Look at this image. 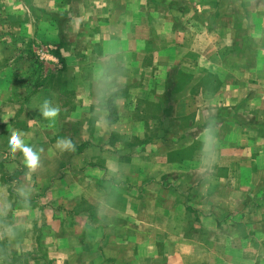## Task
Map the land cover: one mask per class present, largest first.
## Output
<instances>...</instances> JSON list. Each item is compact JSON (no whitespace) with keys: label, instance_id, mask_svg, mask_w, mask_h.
<instances>
[{"label":"crops","instance_id":"0c3cea01","mask_svg":"<svg viewBox=\"0 0 264 264\" xmlns=\"http://www.w3.org/2000/svg\"><path fill=\"white\" fill-rule=\"evenodd\" d=\"M121 1V7L130 8L132 2ZM140 2L132 4L135 8L132 13L139 22L145 15L138 13ZM150 2L154 4L145 10L149 11L146 22L151 31L148 37L139 40L145 54L138 57L126 52L129 60L125 67L134 68L133 76L126 88L119 91L122 103L115 102L110 108L103 106L107 128L96 132L101 120L91 123L90 116L84 140L80 133L82 123L78 121L90 108L76 104L74 111L65 113L61 106L60 109L55 106L60 112L56 118L47 119L39 111L42 102L39 110L32 113L24 109L40 92L18 101L20 106L5 99L7 112L0 110V264H264L256 237L264 234V0L245 1V5L238 0H186V5L177 0ZM166 21L172 27L168 31L162 28ZM170 33L175 41L165 47L162 42H169L166 35ZM239 33L241 39L236 36ZM229 34L231 45L226 43ZM117 39L124 40L121 36ZM144 56H151V61L140 66L139 59ZM243 58L247 59L246 64L239 65L240 60H246ZM109 74L113 77L117 73ZM117 79L121 80L118 74ZM11 84L9 72L0 75L1 90L9 91ZM217 87L232 91L229 98L235 105L231 107L235 108L232 116L238 122L222 134L211 133L208 125H202L203 131L198 136L203 141L198 146V153L204 155L201 165L210 164L211 172L229 169L233 177L229 183L237 190L246 189L247 199L237 203L240 209L228 213V209L220 210V202L206 209L200 196L190 195L186 226L184 218L172 223V219L176 220L174 212L156 204V200L164 197L154 188L163 190L165 183L159 181L160 176L166 178L165 170L176 166L172 159L168 166L163 163L162 168L157 161H141L136 151L139 155L147 153V149L157 153L162 146L172 149V145L164 143L168 129L163 128L168 127L169 121L172 124L175 115L183 119L191 114L189 111L186 114V96L193 94L197 104L204 100L206 109L219 102L218 97L208 95L211 91L216 95ZM243 89L247 94L238 100V91ZM223 96L227 97L224 94L220 97L227 99ZM145 103L149 106H144ZM160 104L166 108L156 118L150 110L161 107ZM242 104L246 107L242 117L247 125L239 122L242 120L238 108ZM112 108L122 109L114 120L109 119ZM199 111L193 112L195 116ZM21 112L28 116L27 122L35 121V126L55 133L48 150L41 146L34 148L23 123L13 122L25 120ZM68 114L69 128L68 122L65 123ZM13 134L21 135L25 144L38 152L37 168L25 165L21 151L10 150L8 144ZM211 136L213 142L208 139ZM66 141H71L73 149L63 147ZM118 142L123 144L117 146ZM169 149L166 153H171ZM260 185L263 187L258 194L262 196L258 198L255 191ZM251 200H256L257 205L250 208ZM101 208L107 212H100ZM35 212L36 216L40 214L31 220ZM150 213L151 221L147 217ZM159 219L166 223L160 225ZM158 233L165 234V242L159 240ZM169 245L176 246L181 254L172 252L164 255L165 259H158L157 253H150L153 255L150 260L140 258L148 248ZM161 253L163 256L164 252Z\"/></svg>","mask_w":264,"mask_h":264},{"label":"rangeland","instance_id":"374dc122","mask_svg":"<svg viewBox=\"0 0 264 264\" xmlns=\"http://www.w3.org/2000/svg\"><path fill=\"white\" fill-rule=\"evenodd\" d=\"M134 1L136 0H129V3H132L129 6L130 8H128L119 5V2H122L121 0H0V67H3L0 75L6 71L9 72L12 83L9 91L1 90L0 88L1 113L5 114L7 112L6 105L4 104L6 98L15 101L20 106L19 102L25 101L28 97L40 92L42 94H38L39 97L38 95L37 97H33L31 103L26 104L27 107L25 106L24 109L28 108L29 113L39 110L40 102L44 103L45 100L49 101L52 107L59 106L60 109L61 106L65 113L74 111L73 108L77 104L81 105V107L90 108L89 111L83 113L82 118L78 121L79 124L80 122L82 123L80 131L84 135V137H81L82 139L86 140L87 138L88 129H86L85 124L90 121V116H92L91 123L95 119L96 121L100 119L102 122H100L101 125L98 123L96 132L99 128H107L106 120L103 116V106L108 105L110 108L115 102L120 105L122 101L120 100L119 91L126 88L125 84L133 76L132 70L134 68L125 67L129 60V58L126 60V52L130 51L133 54H137L138 57L139 55L141 56L144 52L141 51L139 40L142 37H148V31H151L150 26L146 22L149 21V19H146L149 11L145 9L154 3H151L150 0H140L141 6L138 13H145V15L141 22H139L138 16L132 13V11H135L132 5ZM238 1H242V4L245 5V1L251 0ZM177 2L186 5V0H177ZM166 22L162 28L168 31L172 27L170 22ZM123 31L126 33L124 36ZM120 36L124 40L117 39ZM166 36L169 42H162L165 47L168 43L171 44L175 41L173 34L170 33ZM227 36L226 43L233 44V42H230V34ZM236 36L241 39L240 33ZM192 42L190 40L189 43L192 44ZM198 42L195 43L196 47H198ZM237 42L241 45L245 44L242 40H237ZM122 50L125 53H119ZM149 57L151 56L141 57L143 59H139L140 66L143 62L144 64L150 63L151 59ZM243 59L245 60L246 58ZM246 62L247 59L245 61L240 60L239 65H244ZM97 65L102 66L98 67ZM112 68L113 70H111ZM111 71H116L121 80L118 81L117 74L110 77L109 73ZM105 73L107 74L105 75ZM243 76L246 77L247 75L244 74ZM139 80H141V75H139ZM92 81L94 84H92ZM214 90L217 91L216 95H213L212 91L208 95L219 98L218 101L221 103L216 102L218 109L211 104L204 109V100L200 99L197 104V99L195 100L193 94L187 95L186 114L188 113L187 111L191 112V114L185 115L183 119H178L177 115H175L172 124L169 121L168 127L163 128L169 130L165 131L164 143L169 144V146L172 145V149L168 148L171 150L169 151L171 153H166L168 150L166 146H162L157 153H153L152 150L147 149V153H139L138 155V151H136V155L139 156L141 161H157L161 165V168L163 163L168 166V162L171 159L174 162L175 168H167L165 170V175L166 178L168 176V179L162 175L160 176L159 181H164L165 183L163 190H156L154 188L156 192L159 191L164 197V199L159 198V200H156V204L160 208L163 207L174 212L176 220L172 219V223H179L184 218L183 224L186 226V208L188 207L190 195L197 198L200 196L199 199L202 201V204H205L206 209H210L213 204L216 205V203L220 202V210L228 209V213L231 210L240 209L237 203L247 199L246 189L243 191L237 190L234 184L229 183L231 178H233L229 175V169H222L220 171L212 169L213 172H211L210 164L205 162L206 165H201L204 155L198 153V146L203 141L198 136L203 131L202 125H208L211 133L217 131L219 134H222L229 132L233 124H237L238 122L232 116L235 112V108L231 109L235 105L229 100L230 92L232 91L228 89L221 90L220 87L214 88ZM222 94L227 96H223L227 99H222L220 97ZM246 94L247 91L245 89L239 90L238 100L245 97ZM143 105L149 106L146 103ZM160 106L154 108V110H150L151 114L155 115L156 118L158 116L161 117V113L166 108V105L160 104ZM239 108L240 120H242L239 122L242 125H247V120L242 117V114L246 113L245 104L240 105ZM195 110L197 114L199 111L198 116H195L193 113ZM26 112L28 113V111L24 110V113ZM58 112L60 111L58 110ZM121 112L122 109L118 111L112 108L109 112V119L112 118L114 120ZM4 114H2L3 119ZM20 114H23V112ZM208 114L210 115L207 119L209 121L203 119ZM22 117L25 119L28 116L23 114ZM222 117L225 120L221 121ZM67 119L65 123L67 125L68 122L67 126L69 128L70 114H68ZM13 122L16 124L23 123L22 126L24 129H27L26 131H28L32 138L34 148L41 146L42 149L48 150V144L55 135L53 131L35 126V121L27 122V119L22 120L20 123ZM89 126L90 128L92 127L90 124ZM159 131L163 133L161 128ZM181 133L186 138H183ZM213 136L210 137L211 139L208 138L210 142H213ZM129 140L130 143H135L134 140ZM195 140L197 141L194 142ZM122 144V142H118L117 146H121ZM207 144L209 145V142ZM135 148H138V143ZM199 164L200 166L198 167ZM40 183L44 186L42 181ZM16 186L17 189L20 188V184H16ZM262 187L261 185L258 186L255 191L258 198L262 196L258 194L260 193L258 190H261ZM49 203L50 201L46 205ZM63 203L67 202L63 201ZM251 203L253 205L250 208L257 205L256 200ZM195 206L194 208H198ZM188 209L190 210V208ZM258 211L262 212L261 209ZM100 212H107V210L101 208ZM108 213L110 214L109 211ZM35 214L36 212L33 216L31 214V220L39 216L40 213L37 216ZM147 217L151 221V213ZM259 217L261 218L260 215L256 216L257 219ZM223 218L227 220L232 217ZM159 223L160 225H164L166 220L159 219ZM243 228L246 227L244 226ZM164 235V233H158L159 240L165 242ZM256 237L260 243L259 254L264 256V234H258ZM158 247L154 249L148 248L140 258H148L150 260L153 256L148 255L150 253H157L156 258L158 259H165L164 255L168 256L172 252H175L177 255L181 254L178 252L179 250H176V246ZM161 252H164L163 256L159 254Z\"/></svg>","mask_w":264,"mask_h":264},{"label":"clouds","instance_id":"9594fccd","mask_svg":"<svg viewBox=\"0 0 264 264\" xmlns=\"http://www.w3.org/2000/svg\"><path fill=\"white\" fill-rule=\"evenodd\" d=\"M43 118L54 119L58 114V109L52 107L50 102L45 100L42 108L39 110ZM10 150L15 153L17 150L21 151L24 156V163L28 168L35 169L39 166L40 157L36 150L25 144L21 135L13 134L8 144ZM63 147L66 149H73V144L71 141H66L63 143Z\"/></svg>","mask_w":264,"mask_h":264}]
</instances>
